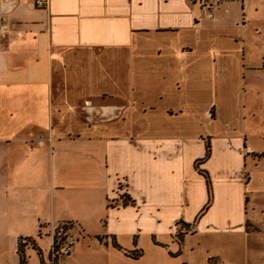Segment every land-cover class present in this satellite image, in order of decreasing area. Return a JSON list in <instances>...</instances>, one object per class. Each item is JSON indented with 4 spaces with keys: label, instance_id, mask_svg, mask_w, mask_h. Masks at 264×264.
I'll return each instance as SVG.
<instances>
[{
    "label": "crops",
    "instance_id": "0c3cea01",
    "mask_svg": "<svg viewBox=\"0 0 264 264\" xmlns=\"http://www.w3.org/2000/svg\"><path fill=\"white\" fill-rule=\"evenodd\" d=\"M42 1L0 0V264L63 221L65 264H264V0Z\"/></svg>",
    "mask_w": 264,
    "mask_h": 264
},
{
    "label": "built area",
    "instance_id": "2783aa9c",
    "mask_svg": "<svg viewBox=\"0 0 264 264\" xmlns=\"http://www.w3.org/2000/svg\"><path fill=\"white\" fill-rule=\"evenodd\" d=\"M209 18L214 16L215 10L228 0H191ZM36 4H45L42 0H36ZM12 4L5 3V9H11ZM8 33L7 24L0 21V37L5 38ZM191 227H188L189 230ZM192 229V228H191ZM39 235L49 239L46 253L41 251L42 264H65L66 259L71 256L76 243L83 237V231L74 223L67 221L51 222L40 226ZM23 243H30L28 237L22 238Z\"/></svg>",
    "mask_w": 264,
    "mask_h": 264
},
{
    "label": "rangeland",
    "instance_id": "374dc122",
    "mask_svg": "<svg viewBox=\"0 0 264 264\" xmlns=\"http://www.w3.org/2000/svg\"><path fill=\"white\" fill-rule=\"evenodd\" d=\"M261 57L263 59L261 61L260 69L262 70L264 74V47L259 44H256L252 48L253 63H258ZM263 82H264V75L262 76L260 72H248L247 73V83L248 85L253 87V89L255 90L251 93L252 97H250V103H251V107L254 108L257 113L256 118L251 119L250 125L252 127H256L257 129L262 130V132L264 131V93L261 90ZM257 90H259V94H257ZM253 141L256 143L257 147L264 148V140L253 139ZM254 216L257 218H262V219H256V220L263 221L264 214H262L259 210L254 211ZM261 229L263 233L264 232L263 223L261 224ZM192 231L193 229L191 228L189 230H186V232H192ZM182 235H183L182 231L177 233L176 235L177 239H179V237ZM263 239H264V233H263ZM47 243H48V239H44L43 241H41V244L44 246H46Z\"/></svg>",
    "mask_w": 264,
    "mask_h": 264
},
{
    "label": "trees",
    "instance_id": "16d2710c",
    "mask_svg": "<svg viewBox=\"0 0 264 264\" xmlns=\"http://www.w3.org/2000/svg\"><path fill=\"white\" fill-rule=\"evenodd\" d=\"M209 152H210V147H209V145H207L206 154L203 157V159L207 158ZM203 159H200V160L197 161L196 168L206 178L207 186H208V188H210V180H209L208 173L204 169H201L199 167V164L202 162ZM70 223H72V222H70ZM28 239L30 240V243H23L22 242V238L19 239L18 249H17L18 254H19V264H25L26 263L27 258H26V254L24 252V246L27 245V244L32 245L37 250V253H38V255L41 258V250L38 247L35 246V244H34V242H33V240L31 238H28ZM178 240L180 242L182 240V236H180ZM113 244H114L115 247L121 249V247L116 243L115 240H113ZM141 254H142L141 250L137 251L136 253H130V255L133 256L134 258L140 256ZM41 264H42V258H41Z\"/></svg>",
    "mask_w": 264,
    "mask_h": 264
}]
</instances>
